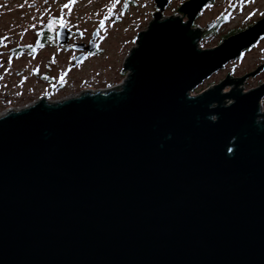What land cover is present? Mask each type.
<instances>
[{"label": "water", "instance_id": "obj_1", "mask_svg": "<svg viewBox=\"0 0 264 264\" xmlns=\"http://www.w3.org/2000/svg\"><path fill=\"white\" fill-rule=\"evenodd\" d=\"M208 1L155 0L117 86L0 114V264H264V85L195 93L264 18L203 49Z\"/></svg>", "mask_w": 264, "mask_h": 264}, {"label": "rangeland", "instance_id": "obj_2", "mask_svg": "<svg viewBox=\"0 0 264 264\" xmlns=\"http://www.w3.org/2000/svg\"><path fill=\"white\" fill-rule=\"evenodd\" d=\"M180 1L171 0L172 5L166 7L163 17L177 15L178 7H175ZM233 1L216 0L195 20L194 27H200L203 32L206 26L208 28L200 40V47L218 46L228 35H233L230 30L237 26V17L214 32L209 28ZM65 4L69 7L64 8ZM156 8L155 0H75V3L71 0H0V38L6 42L0 47V114L36 101L46 91L39 80L42 73L47 72L53 78L52 87L56 84L69 87L51 95V101L120 84L125 77L124 59L134 46L137 34L153 18ZM53 19H58V25L83 31L86 39L92 38L97 30L94 40L97 49L88 51L85 47L89 42L83 49L91 53L72 66L73 58L76 61L79 57V48H75L77 44L75 51L59 46L68 43L69 37L63 43L58 42L57 36L54 40L57 24ZM102 21L104 24L99 27ZM12 50L15 52L11 53ZM253 58L250 62L246 59L232 62L211 74L195 93L219 82L231 70H235L234 74L244 73ZM8 99L12 103H6Z\"/></svg>", "mask_w": 264, "mask_h": 264}, {"label": "flooded vegetation", "instance_id": "obj_3", "mask_svg": "<svg viewBox=\"0 0 264 264\" xmlns=\"http://www.w3.org/2000/svg\"><path fill=\"white\" fill-rule=\"evenodd\" d=\"M181 1H180V3L177 4L175 9L177 7L179 8L181 6L180 5ZM215 1L216 0H209L207 2V4L205 6H203V8L198 12L193 23H195V20L198 19V17L201 15L202 11L206 7H208L209 5L214 3ZM171 5L172 4L170 3V0H167V4L165 5V7H170ZM236 17L238 18V21L236 23L237 26L230 30V32L232 31L231 32L232 34H235L236 32L238 33L240 31L250 29L259 20L264 18V0H234L230 4V7L227 9L226 12H223V13H220L219 15H217V17L212 21L211 26L208 25L209 28H211L210 31L211 32L216 31L220 27H223L224 25L228 24L232 19H234ZM53 21H55V24H57L56 29L54 31V40H56L57 30L61 25H58V19H53ZM65 28H66V33L68 34V37H69V41H68V43L63 44V45L61 44L59 46L64 48V49L74 50V51H75V49H74L75 44L81 46L80 47L81 49L79 48L78 53H79V56L81 57L80 60L81 59L83 60L85 57H87L91 53V52H88V51L83 49V47L86 46L91 41V38L86 39L87 36L84 34L83 31H81L79 29L75 30L69 26H65ZM207 29L208 28L206 26L204 29V32L202 34V38H203V35L207 33V32H205ZM5 45H6V42L3 41V38L2 39L0 38V47L5 46ZM12 52L14 53L15 51L12 50L11 53ZM252 58H253L252 62L250 64H248L250 66V68L247 69L244 73L234 74L235 70H231L222 79H220L219 82H217V83H220L222 81H230V84H228L224 88V91H229L231 88L235 87V81H237L241 77H245V78L240 84H238V87H240L242 89L243 93H248V92L253 91L254 89H257L260 86L264 85V33L261 34L252 44L245 47L242 50L240 56H238L237 58H234L232 60H229L228 62H226L222 66V68H224L226 65H228L232 62H235V61L239 62L240 60H243V59H246L247 61L250 62ZM74 60L75 59L73 58V60L71 61L72 66H75L76 64H78L82 61V60L81 61L80 60L74 61ZM222 68H219L218 70H216L212 74L217 73ZM39 80L41 81L42 84L45 85L46 91L44 93H42V95L36 101H38L40 99H45L47 101H51L49 99V97L51 95H54L55 92H57L59 90L64 91L63 89L69 88V87H66L62 84H56L54 87H52L51 83L53 82V78L51 76H49V74L47 72L42 73L40 75ZM217 83H215V84H217ZM36 101L34 100L33 102L29 103L28 105H30ZM53 101H55V100H53ZM6 103H12V101L8 99V100H6ZM259 105H260V110L262 112H264V93L262 94V96L259 99Z\"/></svg>", "mask_w": 264, "mask_h": 264}, {"label": "snow or ice", "instance_id": "obj_4", "mask_svg": "<svg viewBox=\"0 0 264 264\" xmlns=\"http://www.w3.org/2000/svg\"><path fill=\"white\" fill-rule=\"evenodd\" d=\"M71 2L72 3H75V0H71ZM63 7L64 8H68L69 7V5L68 4H65V5H63ZM101 23H103V22H101ZM64 25L63 24H61V27H63Z\"/></svg>", "mask_w": 264, "mask_h": 264}]
</instances>
